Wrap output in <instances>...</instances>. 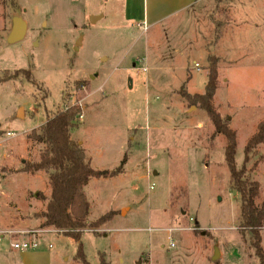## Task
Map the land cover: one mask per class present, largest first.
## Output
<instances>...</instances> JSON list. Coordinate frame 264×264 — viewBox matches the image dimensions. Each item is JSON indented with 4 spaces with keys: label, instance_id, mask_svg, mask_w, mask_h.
Returning <instances> with one entry per match:
<instances>
[{
    "label": "rangeland",
    "instance_id": "obj_1",
    "mask_svg": "<svg viewBox=\"0 0 264 264\" xmlns=\"http://www.w3.org/2000/svg\"><path fill=\"white\" fill-rule=\"evenodd\" d=\"M15 17L27 29L8 43ZM211 61L212 105L235 132L241 168L264 118V0H201L146 29L124 19L123 0H0V261L13 252L10 241L34 234L45 237L24 250L35 255L23 264H83L74 240L35 215L50 193L45 173L20 171L43 149L26 135L79 105L70 136L91 166L112 170L128 159L121 178L84 187L87 222L115 211L83 231L89 264L99 256L107 264H259L252 234L240 226L226 140L186 96L205 92ZM245 169L260 183V205L264 143ZM260 235L264 251V226ZM215 244L220 256L212 260Z\"/></svg>",
    "mask_w": 264,
    "mask_h": 264
},
{
    "label": "trees",
    "instance_id": "obj_2",
    "mask_svg": "<svg viewBox=\"0 0 264 264\" xmlns=\"http://www.w3.org/2000/svg\"><path fill=\"white\" fill-rule=\"evenodd\" d=\"M30 77L28 71L19 70ZM215 63L211 61L205 92L194 96L186 95L192 103H199L211 120L213 136L221 134L226 140L224 146V162L229 171L231 187L240 197V226L252 234V246L259 264H264V251L261 246L260 230L264 226V200L255 204L259 194L260 183L247 176L245 164L249 161L257 146L264 143V118L257 124L256 131L243 148V164L236 167V136L227 126V120L222 119L212 105L216 89ZM82 109L79 105L59 109L37 128L28 133L27 139L43 145L38 161H26L20 167L23 172H43L47 176L50 193L45 197L44 210L37 212L41 218V227H52L74 240L76 243L75 258L83 264H89L83 252L81 236L86 228H95L109 221L115 211H109L94 222H87L89 201L84 187L92 178L115 177L123 172L127 160L124 154L119 165L112 170L95 169L90 159L86 157L83 147L70 136V130L78 126L77 118ZM257 161L252 165L256 167ZM100 264H107L103 256H99Z\"/></svg>",
    "mask_w": 264,
    "mask_h": 264
},
{
    "label": "crops",
    "instance_id": "obj_3",
    "mask_svg": "<svg viewBox=\"0 0 264 264\" xmlns=\"http://www.w3.org/2000/svg\"><path fill=\"white\" fill-rule=\"evenodd\" d=\"M201 0H123V17L129 23H134L139 26H146L147 28L156 26L162 21L168 19L169 17L183 11L190 6ZM128 159L126 160V162ZM125 162V164H126ZM124 164V165H125ZM122 174H119L116 177H112L111 180H117L121 178ZM93 179V178H92ZM89 182L86 184L87 186L90 184ZM96 179H107V178H96ZM85 189V188H84ZM116 210V206L113 208ZM44 210V209H43ZM46 235V234H45ZM45 236L36 237L34 234L24 237L22 236V241H26L28 243L36 242L37 239H42ZM3 238V237H2ZM11 240V239H10ZM11 242L8 243L10 249H13V252L10 253V256L1 257L3 260H7L11 262V264H23L26 259H29L28 256L35 255V253H27L24 250H20L21 253L17 251L19 249H15L11 246ZM50 247V244H49ZM35 249V248H34ZM16 250V251H15ZM17 252V253H16ZM25 257V260L23 259Z\"/></svg>",
    "mask_w": 264,
    "mask_h": 264
},
{
    "label": "water",
    "instance_id": "obj_4",
    "mask_svg": "<svg viewBox=\"0 0 264 264\" xmlns=\"http://www.w3.org/2000/svg\"><path fill=\"white\" fill-rule=\"evenodd\" d=\"M26 29H27V24L23 19H21L20 17L13 18L11 30L7 36V42L16 43L20 41L24 37ZM20 114H21V110H20ZM219 256H220L219 249L217 247V244H215L213 255L211 258L212 260H216L217 258H219Z\"/></svg>",
    "mask_w": 264,
    "mask_h": 264
},
{
    "label": "built area",
    "instance_id": "obj_5",
    "mask_svg": "<svg viewBox=\"0 0 264 264\" xmlns=\"http://www.w3.org/2000/svg\"><path fill=\"white\" fill-rule=\"evenodd\" d=\"M143 29H146V26H141ZM8 134H13V133H9ZM153 186L151 185L150 188H152ZM13 248L15 249H19V250H27V249H34L37 247V243L36 242H32V243H28V242H22V243H12L11 244Z\"/></svg>",
    "mask_w": 264,
    "mask_h": 264
}]
</instances>
